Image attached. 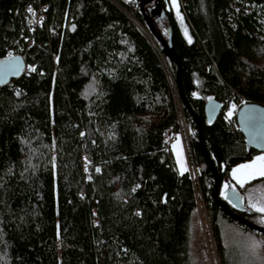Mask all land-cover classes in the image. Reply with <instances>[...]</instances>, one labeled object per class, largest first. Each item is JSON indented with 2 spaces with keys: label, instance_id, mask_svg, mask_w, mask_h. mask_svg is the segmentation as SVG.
Listing matches in <instances>:
<instances>
[{
  "label": "trees",
  "instance_id": "obj_1",
  "mask_svg": "<svg viewBox=\"0 0 264 264\" xmlns=\"http://www.w3.org/2000/svg\"><path fill=\"white\" fill-rule=\"evenodd\" d=\"M157 1L164 15L152 20L179 55L216 195L264 225L251 196L264 176L243 184L230 176L255 149L222 115L230 101L264 105V0ZM38 2L45 17L31 30L27 9ZM131 2L144 17L155 0L144 11ZM15 53L25 71L0 86V264H191L197 204L166 142L178 130L171 92L127 14L110 0H0V59ZM208 98L221 104L209 122ZM184 111L217 249L220 219H233L212 200L214 176Z\"/></svg>",
  "mask_w": 264,
  "mask_h": 264
},
{
  "label": "water",
  "instance_id": "obj_2",
  "mask_svg": "<svg viewBox=\"0 0 264 264\" xmlns=\"http://www.w3.org/2000/svg\"><path fill=\"white\" fill-rule=\"evenodd\" d=\"M139 6L144 11L145 3L152 0H138ZM151 13L144 14V20L149 26L152 33L156 36L158 41L160 42L162 49L165 54L170 58L176 65L175 67V76L179 88V92L181 98L183 100L184 105L188 109L190 115L195 121L196 129L198 132L199 143L203 150V155L205 157L206 162L210 166L214 180L213 185L211 187V197L212 200L217 203V205L233 220L238 221L244 225H247L258 232H264V226L256 224L251 220H248L244 216L239 213L233 211L228 206H226L220 198L216 195V187L218 184V175L216 173L215 168L210 163V160L205 152L203 146V136L201 124L199 122L198 115L193 111V109L189 106L183 91L180 86V58L179 55L174 52L170 32H168V36L165 37L162 32L158 31L155 27L152 16L158 15V17H163L164 12L161 8L160 3L155 0L154 4L150 7ZM26 66V58L23 53H15L11 55H7L0 59V86L6 84L12 78L21 75ZM221 104L218 100L214 98H208L203 103V112L206 121H211L220 111ZM235 122L237 124L239 132L242 134L243 141L246 147L253 148L255 150H264V105L254 101H242L236 111H235ZM227 199L231 201L238 202L239 197L237 195H233V192L226 191Z\"/></svg>",
  "mask_w": 264,
  "mask_h": 264
},
{
  "label": "rangeland",
  "instance_id": "obj_3",
  "mask_svg": "<svg viewBox=\"0 0 264 264\" xmlns=\"http://www.w3.org/2000/svg\"><path fill=\"white\" fill-rule=\"evenodd\" d=\"M172 149L177 169H187L188 154L180 137L173 140ZM254 156H264V150H255ZM240 163L238 164L243 165ZM239 168L240 166H238ZM252 189L253 203L258 208L264 207V185L253 186ZM257 202H261L260 207ZM202 205L201 208L197 206L195 215L198 224L192 233L191 264H221V256L225 258L227 264H264V232H258L235 220L220 219L218 229L221 235V245L220 247L217 246L216 249L212 231L209 228L208 213L205 206L203 209ZM252 222L256 223L255 221ZM206 223H208V228ZM256 224L264 226L260 223Z\"/></svg>",
  "mask_w": 264,
  "mask_h": 264
},
{
  "label": "built area",
  "instance_id": "obj_4",
  "mask_svg": "<svg viewBox=\"0 0 264 264\" xmlns=\"http://www.w3.org/2000/svg\"><path fill=\"white\" fill-rule=\"evenodd\" d=\"M110 1H112L121 10H123L127 14V16L131 19L133 24L136 26V28L145 38L146 42L149 44L152 51L155 53V56L157 57V60L165 74V77L167 79V83L169 85V89L171 92L172 101H173L175 112H176L177 124H178V130L175 132L169 133V135L166 138V142L171 146L173 140L176 139L177 137H180L182 139L184 148L186 150V153L188 154L187 155V158H188L187 159V162H188L187 170L189 171V175H190V178L192 180V184L195 190L196 204L197 206H199V208H201V204H203L202 207L204 209L205 205H204L203 195H202L200 185H199V178H198L199 174H198L197 166L195 164V161L192 155V150H191V142L189 138L187 116L184 111L183 101L179 94V89L177 86L175 73L168 61V56L165 54L156 36L150 30L149 26L144 20V17H138L134 15L133 10L136 9L137 7L136 4L132 3L131 0H110ZM125 2H127V5L130 8L125 6ZM44 11H45V5L41 2H38L37 6L33 9L35 16H33L32 13H30V16H29L28 25L31 30H34L44 19L45 17ZM29 21H36V22L29 23ZM32 41H33V37L30 36L28 39V44H31ZM24 71H25V68H24ZM193 93L195 95H199L196 91H193ZM237 107H238V104H236L233 101H230L227 107L222 110V115L225 119H229L232 122L231 123L232 126H230V129L237 130L239 132L237 124L235 122V111ZM229 113H231V115H229ZM206 225L208 228L209 227L208 223H206ZM203 228H204V225H203Z\"/></svg>",
  "mask_w": 264,
  "mask_h": 264
},
{
  "label": "crops",
  "instance_id": "obj_5",
  "mask_svg": "<svg viewBox=\"0 0 264 264\" xmlns=\"http://www.w3.org/2000/svg\"><path fill=\"white\" fill-rule=\"evenodd\" d=\"M171 150H172V154H173V157H174V151H173V149H172V144H171ZM175 158V157H174ZM256 158H257V156H254V153L251 155V157L250 158H247V159H245V160H243V161H239V162H237V163H235V164H233L232 166H231V168H230V176L232 177V179H233V181L235 182V183H237V184H241L240 183V180H238L236 177H234V175H233V169H238V166H241V165H239L238 163H240V164H243V165H250V164H253V162L255 161L256 163H255V167H254V169H241L240 171L241 172H237V174H236V176H238V177H240V179H242L244 182H246L247 180L246 179H251V178H254V177H257V176H260V175H258V174H256V172H255V170L256 169H259L260 167H261V165L262 164H264V162H262V161H257L256 160ZM250 160H253V161H250ZM179 171H183V170H179ZM250 172H252L253 173V175H252V177L251 178H249V176H248V173H250ZM243 182V183H244ZM231 221H234V220H231Z\"/></svg>",
  "mask_w": 264,
  "mask_h": 264
},
{
  "label": "snow or ice",
  "instance_id": "obj_6",
  "mask_svg": "<svg viewBox=\"0 0 264 264\" xmlns=\"http://www.w3.org/2000/svg\"><path fill=\"white\" fill-rule=\"evenodd\" d=\"M173 3L175 4V0H173ZM27 11L29 13H32L33 16H35V13L33 12V9L31 8V6L27 9ZM33 22H36V21H29V23H33ZM73 28H75V25H73ZM185 36H188V33H187V30L186 29H185ZM188 42L189 43L192 42V39H191L190 36H188ZM33 70H35V69H33ZM17 95H19V93H17ZM233 107H235V106H233ZM229 115H231V113H229ZM81 135L83 136L84 133H81ZM256 160L257 161L264 162V156L257 157ZM255 163L256 162L254 161L253 164H250V165H241L239 169H233V175H234V177H236L238 180H240V183L243 184L244 181L242 179H240V177L236 176L237 172H239L241 169H254ZM184 170L186 171V169H184ZM96 171L99 172L100 169L97 168ZM255 172H256V174H258L260 176H264V164H262L259 169H256ZM252 175H253L252 172L248 173L249 178H251ZM137 187H139V186H137ZM133 191H135V189H133ZM258 211L264 212V207L259 208ZM137 215H139V213H137Z\"/></svg>",
  "mask_w": 264,
  "mask_h": 264
}]
</instances>
